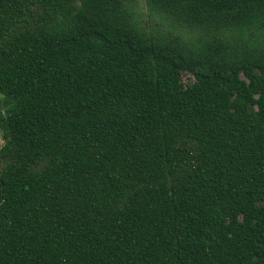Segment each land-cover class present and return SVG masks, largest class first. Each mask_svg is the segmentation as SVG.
<instances>
[{"label": "trees", "instance_id": "1", "mask_svg": "<svg viewBox=\"0 0 264 264\" xmlns=\"http://www.w3.org/2000/svg\"><path fill=\"white\" fill-rule=\"evenodd\" d=\"M0 95V264H264V0H0Z\"/></svg>", "mask_w": 264, "mask_h": 264}, {"label": "rangeland", "instance_id": "2", "mask_svg": "<svg viewBox=\"0 0 264 264\" xmlns=\"http://www.w3.org/2000/svg\"><path fill=\"white\" fill-rule=\"evenodd\" d=\"M141 12H142V14H143V18L149 23L150 22V25L152 26V27H154V28H158V27H155V23H154V21H149L148 20V18L146 17V15H145V11L143 10V8L141 9ZM183 80H184V82H190L192 79L189 77V76H187V75H184L183 76ZM2 105V97H1V95H0V106ZM3 144V140L1 139V136H0V146Z\"/></svg>", "mask_w": 264, "mask_h": 264}]
</instances>
